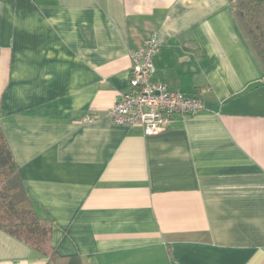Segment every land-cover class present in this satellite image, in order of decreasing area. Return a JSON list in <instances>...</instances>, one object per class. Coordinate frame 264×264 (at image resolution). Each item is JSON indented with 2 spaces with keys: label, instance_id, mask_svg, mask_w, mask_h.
Masks as SVG:
<instances>
[{
  "label": "crops",
  "instance_id": "0c3cea01",
  "mask_svg": "<svg viewBox=\"0 0 264 264\" xmlns=\"http://www.w3.org/2000/svg\"><path fill=\"white\" fill-rule=\"evenodd\" d=\"M204 110L116 125L131 54ZM0 126L52 245L84 264H264V71L229 0H0ZM0 264H48L0 229Z\"/></svg>",
  "mask_w": 264,
  "mask_h": 264
},
{
  "label": "trees",
  "instance_id": "16d2710c",
  "mask_svg": "<svg viewBox=\"0 0 264 264\" xmlns=\"http://www.w3.org/2000/svg\"><path fill=\"white\" fill-rule=\"evenodd\" d=\"M233 13L264 71V0H229ZM0 229L46 256L48 264H84L81 256H61L52 245V223L39 217L28 196L0 126Z\"/></svg>",
  "mask_w": 264,
  "mask_h": 264
},
{
  "label": "built area",
  "instance_id": "2783aa9c",
  "mask_svg": "<svg viewBox=\"0 0 264 264\" xmlns=\"http://www.w3.org/2000/svg\"><path fill=\"white\" fill-rule=\"evenodd\" d=\"M159 52L160 42L155 33L143 48L132 52L130 91L122 94L109 111L116 125L140 128L149 137L166 131L175 115L188 116L204 110L200 98L187 97L163 82L153 81L154 61Z\"/></svg>",
  "mask_w": 264,
  "mask_h": 264
}]
</instances>
